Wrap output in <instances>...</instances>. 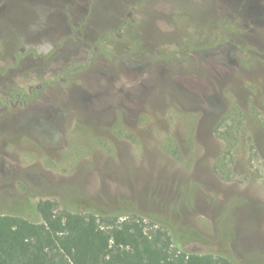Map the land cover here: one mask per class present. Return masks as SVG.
Segmentation results:
<instances>
[{
  "label": "rangeland",
  "instance_id": "374dc122",
  "mask_svg": "<svg viewBox=\"0 0 264 264\" xmlns=\"http://www.w3.org/2000/svg\"><path fill=\"white\" fill-rule=\"evenodd\" d=\"M224 2L0 0V214L50 200L264 264V32Z\"/></svg>",
  "mask_w": 264,
  "mask_h": 264
},
{
  "label": "trees",
  "instance_id": "16d2710c",
  "mask_svg": "<svg viewBox=\"0 0 264 264\" xmlns=\"http://www.w3.org/2000/svg\"><path fill=\"white\" fill-rule=\"evenodd\" d=\"M41 221L0 214V264H230L220 255L185 252L166 228L110 213L56 211L39 200Z\"/></svg>",
  "mask_w": 264,
  "mask_h": 264
},
{
  "label": "flooded vegetation",
  "instance_id": "af4514ba",
  "mask_svg": "<svg viewBox=\"0 0 264 264\" xmlns=\"http://www.w3.org/2000/svg\"><path fill=\"white\" fill-rule=\"evenodd\" d=\"M224 3L227 15L247 21L246 26L251 27V32H264V0H225ZM247 37L248 35L242 36L245 41H248L245 39ZM260 45H264V42Z\"/></svg>",
  "mask_w": 264,
  "mask_h": 264
},
{
  "label": "clouds",
  "instance_id": "9594fccd",
  "mask_svg": "<svg viewBox=\"0 0 264 264\" xmlns=\"http://www.w3.org/2000/svg\"><path fill=\"white\" fill-rule=\"evenodd\" d=\"M44 20L45 17L41 15L38 23L29 25V31H36L38 28L42 27ZM18 39L21 46L30 47V45L26 43V37L24 35H20ZM34 51L39 57H49L55 54L56 46L52 41L44 40L42 43L34 47Z\"/></svg>",
  "mask_w": 264,
  "mask_h": 264
}]
</instances>
